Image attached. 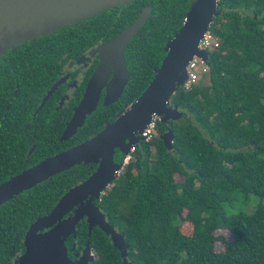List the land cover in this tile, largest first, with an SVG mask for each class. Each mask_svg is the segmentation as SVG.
<instances>
[{"label": "trees", "instance_id": "1", "mask_svg": "<svg viewBox=\"0 0 264 264\" xmlns=\"http://www.w3.org/2000/svg\"><path fill=\"white\" fill-rule=\"evenodd\" d=\"M218 1L221 13L209 27L218 40L209 52V83L178 86L170 98L169 104L183 112L169 122L171 150L159 137L167 131L165 123L156 118L157 133L134 146L136 161L127 163L96 201L123 233L135 264H264V20L258 13L264 11V0ZM145 6L151 7L150 14L124 52L130 77L121 105L107 112L96 109L66 147L97 132L142 93L165 55L167 37L184 22L189 0H131L43 36H54L50 55L61 51V43L62 51L80 53L124 29ZM32 41L36 39L13 50L29 51ZM11 138L7 135L2 142ZM151 147L156 157L148 164ZM94 169L93 163L75 165L0 204V261L12 246L20 250L29 225ZM4 172L2 167L0 174ZM249 193L259 198L253 212L226 211L225 206ZM183 221L191 223L189 233L182 231ZM216 230L229 231L232 239L216 235ZM78 234L82 245L85 236ZM217 241L223 251L215 250ZM89 243L96 264H123L98 227Z\"/></svg>", "mask_w": 264, "mask_h": 264}, {"label": "water", "instance_id": "2", "mask_svg": "<svg viewBox=\"0 0 264 264\" xmlns=\"http://www.w3.org/2000/svg\"><path fill=\"white\" fill-rule=\"evenodd\" d=\"M130 1L0 0V55L23 41L48 35L115 6L127 5ZM218 6V0H189L185 20L172 36L167 37L165 55L160 65L154 67L153 78L138 97L117 112L113 121L104 123L99 131L87 139L49 155L0 182L2 204L75 165L97 164L88 177L71 186L51 210L29 225L23 241L25 251L19 257V264L79 263L68 257L65 239L72 232L75 233V227L83 217L88 223L89 236L92 228L98 227L121 257L126 259L129 243L123 233L107 220L95 201L100 199L123 168V162L114 160L115 149H119L126 157L142 139L141 133L155 118L164 123L177 120L183 115L178 106L169 104L170 98L178 86H184L188 66L193 58L209 65V53L199 47V42L211 26L213 18L221 13ZM150 11L151 7L145 6L133 22L98 45L99 63L80 103L66 123L61 140L74 136L84 125L86 116L96 109L100 89L105 84L104 104L116 102L121 96L130 77L125 48L145 23ZM173 136L170 128L160 134V139L169 149L172 148ZM81 259L86 264L93 259L89 242L84 247Z\"/></svg>", "mask_w": 264, "mask_h": 264}, {"label": "flooded vegetation", "instance_id": "3", "mask_svg": "<svg viewBox=\"0 0 264 264\" xmlns=\"http://www.w3.org/2000/svg\"><path fill=\"white\" fill-rule=\"evenodd\" d=\"M258 13L259 18L264 20V11H259ZM254 17L257 18V15L255 14ZM53 37L40 36L39 38H33L36 41H32L30 50L24 53L13 50L21 42L0 55V169L3 167L5 171L0 174V178L5 176L8 178L11 176H7L8 172H12L15 169L22 171L49 155L71 147H66V142L69 138L61 140V135L66 123L72 117L75 107L80 103L90 78L99 63L98 45L111 38L97 41L80 53L62 51L63 43H61V46L58 45L61 51L50 55L48 49L54 48V45L49 44L50 41L54 40ZM43 39L44 41L42 42ZM208 61L210 62L209 54ZM207 66L209 72V65ZM111 75L112 73L106 83L110 80ZM105 94L106 84L100 89V97L96 109L107 112V108L121 105L119 100L122 94L116 102L107 105L104 104ZM88 116L90 114L86 118ZM86 118L85 123L87 121ZM9 122L12 124L10 128L8 127ZM106 122L111 121H105L104 123ZM169 122H164L166 130L169 129ZM3 125L5 126V131H1ZM7 135L12 138L9 142L3 143L2 139ZM151 138H142L139 140L138 145H142L143 141L147 142ZM1 145H4L2 149ZM134 148L130 151L128 159L127 156L124 157V154L117 149L118 152L115 151L114 153V160L120 156V160L115 161L118 163L123 162V168L127 163L136 161ZM167 150L170 151L171 149L167 148ZM154 152V147H151L148 154V164L155 160L156 155ZM93 164H95L96 169L97 164ZM73 210L70 212L72 213ZM69 213L64 217L68 216ZM94 228H92L91 233ZM79 231L85 236V241L82 245L79 244ZM89 237L88 223L86 218L83 217L77 223L75 233L72 232L65 239L68 257L73 261L79 262L76 264H86L81 259V256L83 255L84 247L89 242ZM23 241L24 238L22 240V248L14 251L12 246V250L8 252L5 260L0 261V264H19V257L25 251ZM91 253L93 259L87 264H96V253L92 247ZM118 255L123 264H135L132 262V253L129 251V247L126 251L125 260L121 257L119 251Z\"/></svg>", "mask_w": 264, "mask_h": 264}, {"label": "rangeland", "instance_id": "4", "mask_svg": "<svg viewBox=\"0 0 264 264\" xmlns=\"http://www.w3.org/2000/svg\"><path fill=\"white\" fill-rule=\"evenodd\" d=\"M196 70L200 73V75L198 74L197 81L201 80L204 83L206 82L209 83L206 77V74L208 73L205 66L203 64L198 63ZM174 177L176 181H181V178L179 177L178 174H175ZM258 201H259L258 196L249 193L247 195H243L242 197L233 200L230 204L225 206V209L228 213H237V212L251 213L255 210ZM191 226L192 225L190 222L183 221V223L181 224V229L183 232L189 233L191 231ZM214 233L216 235H222L228 240L232 239L231 233L227 230H216ZM214 248L216 251L220 252L224 250V245L221 241H217L214 245Z\"/></svg>", "mask_w": 264, "mask_h": 264}, {"label": "built area", "instance_id": "5", "mask_svg": "<svg viewBox=\"0 0 264 264\" xmlns=\"http://www.w3.org/2000/svg\"><path fill=\"white\" fill-rule=\"evenodd\" d=\"M199 47L201 49L206 50L208 53L213 50L215 47H218V40L214 37V35L208 29L199 42ZM198 63L203 64L208 72V66L197 58H193L188 66V75L187 80L184 83V88L189 89L194 83H197L198 74L200 73L196 70ZM156 119V118H155ZM155 119L147 126V128L141 133L142 138L148 139L156 134V129L154 126ZM133 150V149H132ZM129 155L127 156V159ZM126 159V161H127Z\"/></svg>", "mask_w": 264, "mask_h": 264}]
</instances>
